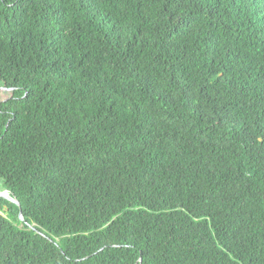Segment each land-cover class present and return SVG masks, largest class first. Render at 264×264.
Segmentation results:
<instances>
[{
	"label": "trees",
	"instance_id": "obj_1",
	"mask_svg": "<svg viewBox=\"0 0 264 264\" xmlns=\"http://www.w3.org/2000/svg\"><path fill=\"white\" fill-rule=\"evenodd\" d=\"M0 192V264H264V0H0Z\"/></svg>",
	"mask_w": 264,
	"mask_h": 264
},
{
	"label": "water",
	"instance_id": "obj_2",
	"mask_svg": "<svg viewBox=\"0 0 264 264\" xmlns=\"http://www.w3.org/2000/svg\"><path fill=\"white\" fill-rule=\"evenodd\" d=\"M0 196L2 197H5V198H8V194L7 193H2L0 192ZM12 202L16 203V204H19L18 202H16L15 200H11Z\"/></svg>",
	"mask_w": 264,
	"mask_h": 264
},
{
	"label": "rangeland",
	"instance_id": "obj_3",
	"mask_svg": "<svg viewBox=\"0 0 264 264\" xmlns=\"http://www.w3.org/2000/svg\"><path fill=\"white\" fill-rule=\"evenodd\" d=\"M4 96H7V94H6V95H4Z\"/></svg>",
	"mask_w": 264,
	"mask_h": 264
}]
</instances>
